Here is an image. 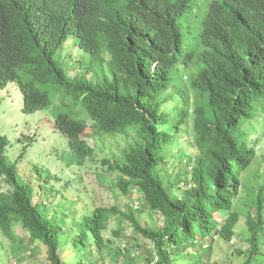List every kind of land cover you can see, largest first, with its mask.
I'll return each instance as SVG.
<instances>
[{
  "label": "trees",
  "instance_id": "1",
  "mask_svg": "<svg viewBox=\"0 0 264 264\" xmlns=\"http://www.w3.org/2000/svg\"><path fill=\"white\" fill-rule=\"evenodd\" d=\"M189 1L202 24L185 44L163 21L152 29L139 18L153 0H0V61L6 80L23 91L22 112L51 109L76 168L113 142L101 161L116 173L110 186L138 193L126 214L116 204L74 209L67 223L38 207L36 187L19 178L0 135L5 264L28 258L27 242L36 240L47 246L46 264H66L62 242L77 251L76 264H103V232L116 214L118 229L128 218L132 232L149 240L143 264H226L212 258L214 240H233L242 213L248 247L238 249L245 259L236 264H264V130L257 121L261 115L264 124V0ZM168 114L187 147L178 155L175 132L160 128ZM144 210L155 218L142 225L135 214ZM114 256L124 264L137 259L120 245Z\"/></svg>",
  "mask_w": 264,
  "mask_h": 264
},
{
  "label": "rangeland",
  "instance_id": "2",
  "mask_svg": "<svg viewBox=\"0 0 264 264\" xmlns=\"http://www.w3.org/2000/svg\"><path fill=\"white\" fill-rule=\"evenodd\" d=\"M74 42V39L66 42L64 45V48L68 49L66 53L71 51L72 47L69 44H74ZM74 54L78 55V52L75 51ZM70 72L75 73L76 70L70 69ZM6 90H9L7 92L9 103L6 102L4 97ZM21 106V93L15 85L10 84L5 88H0V135H6L8 139L6 154L11 162H15L20 175L19 178L36 187L38 195L33 197V200L37 201L36 198L39 199L37 203H39L38 207L40 209H44L47 212L52 210L51 212L55 216L62 217L68 223L72 218L74 209L77 213H83L96 206H112L116 204L126 214L129 209V203H133L135 207V199L138 193L135 192L131 196H124L117 187H114V185L110 186L116 173H109L101 162L105 157L111 155V148H114L113 142L105 141V150L95 147L93 156L88 157L83 165L76 168L74 161H72L67 140L55 128V120L53 122L51 119L53 116L49 115L48 111L24 114L21 111ZM170 107V102L162 106L167 112ZM260 117L261 115L257 117V121L261 127L260 130H264V124ZM167 119L168 121L162 124L160 128L169 133L175 132L173 146L177 148L175 155H178L180 148H184L183 151L185 152L187 147L183 142L181 143L182 136L180 139L178 126L175 128L171 124L172 122L176 123V119L170 117L169 114ZM252 133V138H255L257 133L254 130H252ZM27 137H30V139H27ZM261 141H263L261 144L263 149L259 153L264 155V136ZM89 143L91 144L92 142L90 141ZM111 144L112 146H108ZM22 152L24 154L19 156ZM173 157L170 155V162H167L169 171H172L174 167L171 162ZM76 184H80L79 187ZM5 186V181L0 177V187ZM239 201L240 197L235 202ZM240 207L242 209V205ZM214 213L218 217V213ZM221 213L223 215L224 212ZM135 215L142 225L155 218L150 216L148 210H144L141 215ZM245 218V213H242L240 220L234 226L235 234L233 240L226 241L221 237H215L212 252L213 259L226 264H236L244 261L245 254L243 253L245 252L239 254L238 249L245 251L248 247V243L243 241V238H248L249 236L245 226ZM12 224H15V222L12 221ZM118 228L120 227L117 222V214L112 215L107 229L103 232V237L109 242L108 252L103 264L125 263L122 257L115 260L114 252L119 245L122 247L126 246L131 253L135 252L137 259L134 264H143L144 257L151 249L149 240L143 239L141 235L132 232L133 223L128 218L123 219L121 229ZM14 229L17 230L19 236L25 240L27 239V232L20 226L16 224ZM115 229H118L119 235H115ZM124 236H127L128 240H125ZM0 240L3 245H9L6 237L1 236ZM27 243L25 252L29 253V249L32 251L29 257L22 260L12 258L10 264H46L48 262L47 246L39 240H36L33 244ZM61 245L60 254L65 263H78L80 258L76 253L77 251L67 242H62ZM191 251L195 252L194 250ZM4 253L5 250L0 251V264H5V260H3Z\"/></svg>",
  "mask_w": 264,
  "mask_h": 264
},
{
  "label": "clouds",
  "instance_id": "3",
  "mask_svg": "<svg viewBox=\"0 0 264 264\" xmlns=\"http://www.w3.org/2000/svg\"><path fill=\"white\" fill-rule=\"evenodd\" d=\"M153 1H154L153 5L151 7L146 8V11L144 13L138 15L139 18L143 19L148 24L149 27H151L152 29H157L160 27L158 21H163L166 27L170 28L172 31L176 33L179 41L185 44L191 42L193 38L197 36L200 26L202 24V13L189 0H153ZM6 69L7 68L0 61V88H5L8 85L13 84L19 89L22 99L23 91L19 86V84L13 80H6ZM8 91L9 90H6L4 93V97L7 103H9V101L7 100ZM37 111H46V112L48 111L47 113L53 116V118L51 119L54 122L55 115L50 108H45ZM24 114H31V113H24ZM58 133L61 136H63L59 132V130ZM27 139H30V137H27Z\"/></svg>",
  "mask_w": 264,
  "mask_h": 264
}]
</instances>
